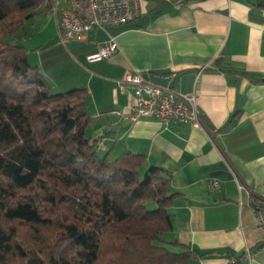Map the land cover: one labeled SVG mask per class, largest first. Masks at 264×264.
<instances>
[{
  "label": "crops",
  "instance_id": "1",
  "mask_svg": "<svg viewBox=\"0 0 264 264\" xmlns=\"http://www.w3.org/2000/svg\"><path fill=\"white\" fill-rule=\"evenodd\" d=\"M141 3L133 22L92 29L70 49L82 71L74 82L88 90L89 133L113 152L143 154L165 169L181 194L170 239L179 243L174 250L195 252L191 264H264V232L252 207L264 198L263 0ZM110 36L118 51L89 63ZM133 71L196 94L201 125L117 117L114 111H128L133 87L125 79Z\"/></svg>",
  "mask_w": 264,
  "mask_h": 264
},
{
  "label": "trees",
  "instance_id": "2",
  "mask_svg": "<svg viewBox=\"0 0 264 264\" xmlns=\"http://www.w3.org/2000/svg\"><path fill=\"white\" fill-rule=\"evenodd\" d=\"M48 1L0 0V264H191L165 169L109 150L88 90L54 94L30 63L18 37Z\"/></svg>",
  "mask_w": 264,
  "mask_h": 264
},
{
  "label": "built area",
  "instance_id": "3",
  "mask_svg": "<svg viewBox=\"0 0 264 264\" xmlns=\"http://www.w3.org/2000/svg\"><path fill=\"white\" fill-rule=\"evenodd\" d=\"M46 7L56 20L64 44L70 40H85L92 29L106 30L129 24L143 13L141 0H49ZM117 51L116 38L110 36L97 51L87 55V61L101 62ZM125 83L133 87V93L128 111H114L120 119L135 122L139 118L148 117L164 125H201L196 94L184 95L171 88L160 87L146 79L140 71L130 72ZM254 203L256 205L252 207L264 232V201L258 198ZM236 263V259L230 260V264Z\"/></svg>",
  "mask_w": 264,
  "mask_h": 264
},
{
  "label": "rangeland",
  "instance_id": "4",
  "mask_svg": "<svg viewBox=\"0 0 264 264\" xmlns=\"http://www.w3.org/2000/svg\"><path fill=\"white\" fill-rule=\"evenodd\" d=\"M55 21L50 13L38 14L26 24L18 37L22 38L20 43L28 48L30 63L39 66L49 78L54 94L78 88L80 85L74 82V77L82 73L75 68L79 64L70 58V49L80 41L70 40L67 45L62 44Z\"/></svg>",
  "mask_w": 264,
  "mask_h": 264
}]
</instances>
